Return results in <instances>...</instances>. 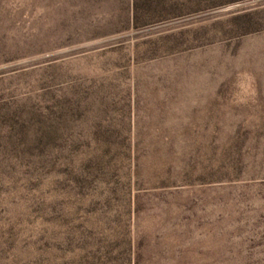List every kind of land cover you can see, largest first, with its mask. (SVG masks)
<instances>
[{"label": "rangeland", "instance_id": "rangeland-1", "mask_svg": "<svg viewBox=\"0 0 264 264\" xmlns=\"http://www.w3.org/2000/svg\"><path fill=\"white\" fill-rule=\"evenodd\" d=\"M0 264H264V0H0Z\"/></svg>", "mask_w": 264, "mask_h": 264}]
</instances>
